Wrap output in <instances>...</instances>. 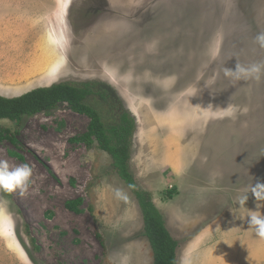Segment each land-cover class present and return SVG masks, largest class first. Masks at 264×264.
I'll return each mask as SVG.
<instances>
[{
    "label": "rangeland",
    "instance_id": "374dc122",
    "mask_svg": "<svg viewBox=\"0 0 264 264\" xmlns=\"http://www.w3.org/2000/svg\"><path fill=\"white\" fill-rule=\"evenodd\" d=\"M262 31L264 0H0V96L108 87L136 120L130 172L177 264H264L247 223L264 213L251 193L264 184V81L222 71L264 60ZM88 123L64 103L0 120L16 140L0 142V160L32 168L26 193L0 191V264H153L110 156L73 141Z\"/></svg>",
    "mask_w": 264,
    "mask_h": 264
},
{
    "label": "trees",
    "instance_id": "16d2710c",
    "mask_svg": "<svg viewBox=\"0 0 264 264\" xmlns=\"http://www.w3.org/2000/svg\"><path fill=\"white\" fill-rule=\"evenodd\" d=\"M63 103L89 121L86 132L73 141L87 148L96 145L108 154L112 171L135 197L142 214L144 236L153 253V264H177V241L166 228L150 193L137 186L130 172V149L136 120L115 92L99 82L88 81L39 87L13 98L0 96V120L19 125L24 117L50 113ZM3 140L16 144L14 133L7 128H0V142Z\"/></svg>",
    "mask_w": 264,
    "mask_h": 264
},
{
    "label": "clouds",
    "instance_id": "9594fccd",
    "mask_svg": "<svg viewBox=\"0 0 264 264\" xmlns=\"http://www.w3.org/2000/svg\"><path fill=\"white\" fill-rule=\"evenodd\" d=\"M253 44L260 50H264V31L258 32L253 37ZM222 71L224 77L230 81H253L260 83L264 81V60L251 63L247 66L237 62L234 70L223 67ZM31 175L32 168L27 163L12 167L8 161L0 160V191L11 193L19 190L21 194L26 193L31 183ZM251 193L255 197V200L264 201V184L257 183L255 186H252ZM117 195H120V193L117 192ZM247 199L246 193L239 200V204L245 205ZM247 218L248 226L254 230V233L258 237L264 238V213L260 212L259 214L248 215Z\"/></svg>",
    "mask_w": 264,
    "mask_h": 264
},
{
    "label": "bare ground",
    "instance_id": "6f19581e",
    "mask_svg": "<svg viewBox=\"0 0 264 264\" xmlns=\"http://www.w3.org/2000/svg\"><path fill=\"white\" fill-rule=\"evenodd\" d=\"M64 51V50H63ZM64 56V55H63Z\"/></svg>",
    "mask_w": 264,
    "mask_h": 264
}]
</instances>
